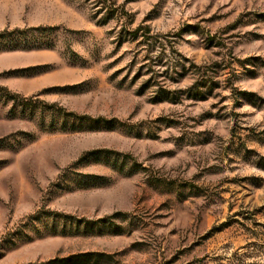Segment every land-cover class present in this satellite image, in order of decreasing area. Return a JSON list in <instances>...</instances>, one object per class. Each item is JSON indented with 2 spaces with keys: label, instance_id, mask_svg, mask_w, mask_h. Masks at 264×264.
<instances>
[{
  "label": "rangeland",
  "instance_id": "obj_1",
  "mask_svg": "<svg viewBox=\"0 0 264 264\" xmlns=\"http://www.w3.org/2000/svg\"><path fill=\"white\" fill-rule=\"evenodd\" d=\"M0 264H264V0H0Z\"/></svg>",
  "mask_w": 264,
  "mask_h": 264
}]
</instances>
